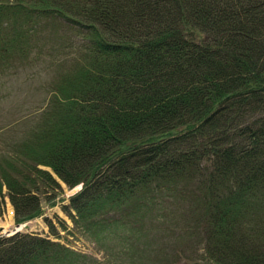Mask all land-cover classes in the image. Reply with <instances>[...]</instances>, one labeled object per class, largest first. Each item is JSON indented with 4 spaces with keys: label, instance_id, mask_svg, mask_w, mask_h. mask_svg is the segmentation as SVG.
Instances as JSON below:
<instances>
[{
    "label": "trees",
    "instance_id": "1",
    "mask_svg": "<svg viewBox=\"0 0 264 264\" xmlns=\"http://www.w3.org/2000/svg\"><path fill=\"white\" fill-rule=\"evenodd\" d=\"M10 9L76 25L82 41L0 155L17 222L41 214L39 185L60 187L45 166L83 184L77 222L186 191L189 264H264V0H0V51L19 34H6ZM81 257L45 237L0 238V264Z\"/></svg>",
    "mask_w": 264,
    "mask_h": 264
},
{
    "label": "rangeland",
    "instance_id": "2",
    "mask_svg": "<svg viewBox=\"0 0 264 264\" xmlns=\"http://www.w3.org/2000/svg\"><path fill=\"white\" fill-rule=\"evenodd\" d=\"M1 20L9 37L12 29L19 34L13 48L0 51V155L11 152L15 141L26 137L32 121L47 104L55 71L72 62L82 42L75 34L77 26L64 20L27 17L23 11L11 9ZM53 177L61 187L39 185L35 193L41 214L23 223L3 207L8 190L0 186V233L4 226L9 227L4 237L26 233L58 241L83 255L77 264H189L186 252L180 249L186 246V237L178 241L185 229L177 230L178 225L188 223V192L181 196L161 191L153 210L143 213L131 206L125 213L103 217V221L100 217L81 223L70 199L82 189V183L69 188ZM18 224L22 228L14 233Z\"/></svg>",
    "mask_w": 264,
    "mask_h": 264
},
{
    "label": "bare ground",
    "instance_id": "3",
    "mask_svg": "<svg viewBox=\"0 0 264 264\" xmlns=\"http://www.w3.org/2000/svg\"><path fill=\"white\" fill-rule=\"evenodd\" d=\"M79 185V184H78ZM77 186V185H76ZM82 186H83V184H82ZM81 190V189H80ZM8 226H4V229H3V232L5 231V232H7L8 231Z\"/></svg>",
    "mask_w": 264,
    "mask_h": 264
}]
</instances>
